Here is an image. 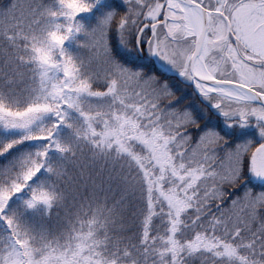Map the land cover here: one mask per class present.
<instances>
[{"label":"snow or ice","instance_id":"obj_1","mask_svg":"<svg viewBox=\"0 0 264 264\" xmlns=\"http://www.w3.org/2000/svg\"><path fill=\"white\" fill-rule=\"evenodd\" d=\"M0 264H264V0H0Z\"/></svg>","mask_w":264,"mask_h":264}]
</instances>
